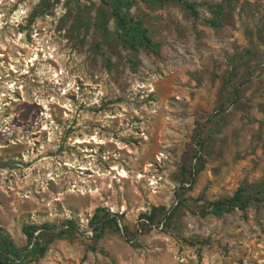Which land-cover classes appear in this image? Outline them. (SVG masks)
I'll list each match as a JSON object with an SVG mask.
<instances>
[{"label":"rangeland","instance_id":"1","mask_svg":"<svg viewBox=\"0 0 264 264\" xmlns=\"http://www.w3.org/2000/svg\"><path fill=\"white\" fill-rule=\"evenodd\" d=\"M188 1L132 0L155 55L123 46L113 0H0V226L56 228L34 264H264L263 202L210 211L264 198V0ZM98 207L127 233L93 238Z\"/></svg>","mask_w":264,"mask_h":264},{"label":"trees","instance_id":"2","mask_svg":"<svg viewBox=\"0 0 264 264\" xmlns=\"http://www.w3.org/2000/svg\"><path fill=\"white\" fill-rule=\"evenodd\" d=\"M147 2H178L182 4L193 16H197L195 4L188 0H144ZM132 5V0H113L111 7L115 19L116 27L120 32V38L124 47L130 48L133 51H138L143 48L155 55H159L161 45L159 42L154 41L150 35L148 28L143 24L141 19H133L128 14V9ZM220 9V7H218ZM211 23L218 26L217 19L211 20ZM199 148L195 151L196 162L192 164V180L195 176L204 169V162L202 154L200 153L203 144L199 143ZM251 200L264 203V198L257 196L244 195L242 190L236 191L232 196L221 198L211 202V213L214 215H221L226 212H231L234 209L244 211ZM174 208L168 214L171 215ZM168 216V217H169ZM121 214L110 212L109 210L98 207L88 221V225L92 230V237L95 239L100 238L107 228H113L122 232L124 235L127 233V227L121 224ZM149 222L153 221V217L147 215ZM56 228L50 223H26L22 226V233L26 238L25 245L17 246L10 238L9 234L4 228L0 226V264H34L41 257L44 256L47 243L52 238L46 241L42 237L43 231H53ZM78 232L75 223L71 220H65L62 227L53 232L57 237H63L70 233Z\"/></svg>","mask_w":264,"mask_h":264}]
</instances>
